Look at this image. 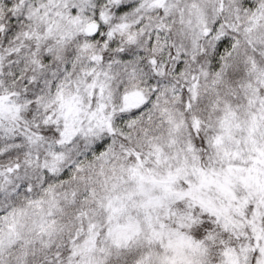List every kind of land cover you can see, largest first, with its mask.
<instances>
[{"label": "snow or ice", "instance_id": "obj_1", "mask_svg": "<svg viewBox=\"0 0 264 264\" xmlns=\"http://www.w3.org/2000/svg\"><path fill=\"white\" fill-rule=\"evenodd\" d=\"M0 264H264V0H0Z\"/></svg>", "mask_w": 264, "mask_h": 264}]
</instances>
